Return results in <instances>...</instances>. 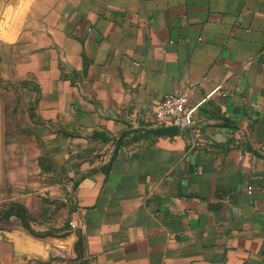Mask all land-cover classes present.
<instances>
[{"label":"crops","instance_id":"0c3cea01","mask_svg":"<svg viewBox=\"0 0 264 264\" xmlns=\"http://www.w3.org/2000/svg\"><path fill=\"white\" fill-rule=\"evenodd\" d=\"M0 47V264H264V0H0Z\"/></svg>","mask_w":264,"mask_h":264},{"label":"built area","instance_id":"2783aa9c","mask_svg":"<svg viewBox=\"0 0 264 264\" xmlns=\"http://www.w3.org/2000/svg\"><path fill=\"white\" fill-rule=\"evenodd\" d=\"M187 113V95H167L155 107L152 128H162L167 126L181 128L185 125ZM69 227L78 230L82 227V224L77 217H74L69 221ZM54 257L67 258V253L61 249H56Z\"/></svg>","mask_w":264,"mask_h":264},{"label":"rangeland","instance_id":"374dc122","mask_svg":"<svg viewBox=\"0 0 264 264\" xmlns=\"http://www.w3.org/2000/svg\"><path fill=\"white\" fill-rule=\"evenodd\" d=\"M1 48V47H0ZM1 61H2V55H1V49H0V65H1ZM2 74H3V71L0 69V162L2 161V149H1V145H2V134H1V131L3 130V124L7 118V114H3V107L5 110L6 109V106L8 107V104L10 101L13 100V94L15 96L18 95V87L17 86H13V85H10L6 80L3 79L2 77ZM28 90V88L26 89ZM6 104L3 105V104ZM0 190H1V186L3 184V167L0 166ZM1 200V199H0ZM8 205V202H2L0 201V207H7ZM5 212L4 210L0 209V215Z\"/></svg>","mask_w":264,"mask_h":264},{"label":"water","instance_id":"95a60500","mask_svg":"<svg viewBox=\"0 0 264 264\" xmlns=\"http://www.w3.org/2000/svg\"><path fill=\"white\" fill-rule=\"evenodd\" d=\"M179 131V128L176 126H167L162 128H142V129H135L132 133L136 132H144L146 134H152L156 136H167V135H175ZM122 138L120 139V141Z\"/></svg>","mask_w":264,"mask_h":264}]
</instances>
